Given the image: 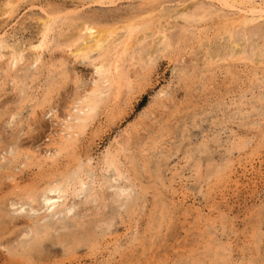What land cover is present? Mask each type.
Returning <instances> with one entry per match:
<instances>
[{
  "label": "rangeland",
  "instance_id": "rangeland-1",
  "mask_svg": "<svg viewBox=\"0 0 264 264\" xmlns=\"http://www.w3.org/2000/svg\"><path fill=\"white\" fill-rule=\"evenodd\" d=\"M20 1L8 14L10 15L8 18V15L4 13L5 6H3L6 2L0 0V161L3 162L1 163L3 167L0 164V181L2 180L0 182V190H2L0 198L2 199L0 200L18 198L30 186H37L41 189L53 173L71 171V174L77 171L78 163L81 164L82 170L86 169L85 177L91 172L97 181L100 178L109 179L111 187L115 189L110 187L105 193L115 195L118 189L117 184L122 186L127 182L123 179H120L122 182L119 179H112L115 177L110 176L114 175L113 171L106 173L101 170L99 160L108 148L118 156L121 165L126 168L130 178L136 184H132L133 192L130 187L128 195L124 194L120 197L121 201H112V203V197L109 198L108 207L103 212L106 213L110 222V228L106 229V224L99 221L93 225L92 228L95 227L94 230L97 233L101 230L93 251L84 247L67 254L64 246L58 242L60 238L58 235L64 233L63 229H59L50 235L51 240L45 241L37 251L32 252L33 259L21 253L23 247L20 246V241L24 238L22 235L11 243L12 246L10 245V247L19 246L14 252H9L3 245H0V264H264V108H261L264 107V17L242 26L240 23L243 16L233 11H237V7L249 9L248 7L257 6L264 9V0H228L236 9L222 7L216 0H181V2L180 0H165V2L164 0H149L148 2L147 0H114L112 5L108 0L105 1L106 3L100 0ZM126 1L129 2L125 5L126 7H123ZM102 3L103 5H100ZM181 5L184 7L181 8ZM153 8H155L154 11ZM67 10L70 11V15ZM212 11H219L217 13L220 17ZM221 11L222 13L228 11V13L219 15ZM60 12L63 15L57 14ZM71 12H73L72 15ZM46 13L57 15L58 19L45 40V49L43 47L40 56L42 63L38 60V63L33 64L30 60L31 53L24 48L38 43L40 35L37 19L42 15L45 16ZM189 14L196 15L194 21L183 19L184 15ZM181 15L184 17L182 18ZM199 15L203 17L200 21H198ZM35 16H37L36 19ZM65 16L68 18L65 19ZM79 16L83 19L86 17L88 20H83ZM123 17L127 21L132 19L138 22L139 20L150 21L155 28L145 33L146 35L138 34L137 41H141L140 38H142L144 44L136 41L133 49L131 48V51L124 55L119 77V80L122 79L121 82H118L119 84L114 86L109 94L104 89V95L107 96L94 112L93 119L88 122V127L86 126L84 131L76 135L77 140L69 143L58 154L57 147L67 136V131H70L65 129L70 118L69 114L71 111L73 113L76 111L75 107L79 106L80 97L89 94L88 92L96 85L98 88L107 86L94 73L95 61L77 58L72 60L70 54L78 47L76 44L82 43L78 36L88 34L82 25H90L89 23L91 26L95 24V26H103L104 23L112 25L116 21L120 23ZM237 19L239 24L234 22ZM163 20L166 22L165 25ZM93 21L95 24L92 23ZM249 25L255 29H251ZM158 29L162 30L170 45L173 44L172 46L163 48V45L156 43L159 34L156 35L155 32ZM238 29L242 33L238 32L236 35ZM249 29L256 32H251ZM168 31L172 35L168 34ZM249 31L251 34H248ZM179 34L183 35L181 38H184V41L181 38L178 39ZM245 34H248L247 40L243 37ZM258 38L260 41L257 40ZM231 40L241 47L235 49V43H231ZM6 43L9 47L5 46ZM72 44L76 47L71 48ZM140 44L144 52L140 51L142 50ZM134 47L137 49L135 50ZM252 47H255V52ZM249 48L252 50L250 51ZM222 51L223 55H220ZM14 52L22 54V59L15 64L16 67L9 64V57ZM232 55L236 56L232 57ZM63 67H65L64 70ZM159 92L160 95H158ZM205 130H209V133ZM8 148L16 149L17 155L12 156ZM169 148L172 149L169 150ZM156 150L161 152V158ZM26 153L30 156L29 158ZM124 153L129 154L128 157L124 156ZM54 154L59 156L56 157ZM165 154L170 156L166 159ZM91 155L93 158L90 157ZM156 156L157 158L154 159ZM6 157L11 160L9 161ZM162 157L165 159L162 160ZM151 158L155 161L153 162ZM57 159L60 161L56 162ZM129 160L134 161L133 164ZM51 164L55 169L51 170ZM135 164H138L140 170L136 169ZM63 165H66L64 169L61 168ZM155 165L161 169V172ZM44 170L47 172L45 173ZM136 171L141 174L139 175ZM40 173L41 175L45 173V175L38 177ZM7 174H10L11 178ZM46 175L48 178L44 177ZM140 178L142 183L139 186ZM135 191L140 192L139 198L127 214L124 211L126 206H120V202L127 198L131 206L133 197L137 194ZM84 195L81 198H75L76 201L71 199L70 203H77L73 213L81 215L91 213L92 209H89L87 204L94 207L95 203L85 204ZM127 202L125 200V203ZM26 204H24L26 207H20V204L7 207L9 216L15 218V223L6 229V238H14L20 230L26 229L27 224L30 223V217L47 212L45 208L34 211L28 203ZM61 214L60 218H63ZM47 216L48 219L44 221L52 224L59 217V215ZM1 238L0 243L3 240ZM12 253H15L16 257Z\"/></svg>",
  "mask_w": 264,
  "mask_h": 264
},
{
  "label": "bare ground",
  "instance_id": "bare-ground-1",
  "mask_svg": "<svg viewBox=\"0 0 264 264\" xmlns=\"http://www.w3.org/2000/svg\"><path fill=\"white\" fill-rule=\"evenodd\" d=\"M20 0H5V2L6 3H4L5 5H3V6H5L4 8H5V10H4V13L5 14H10L13 10H14V7H15V5L17 4V2H19ZM24 1V0H23ZM86 1V0H85ZM89 1V0H88ZM101 2H105V1H107V0H100ZM109 2H111V5H112V3L114 2V0H108ZM134 1V0H133ZM136 1V0H135ZM142 1V0H141ZM149 0H147V2H148ZM197 1V0H196ZM199 1V0H198ZM217 1V3H219V4H221L222 5V7L224 6L225 8L227 7V8H235L234 6H233V4L231 5L230 3H229V1L228 0H216ZM252 1V0H251ZM127 2H129V1H126V3L124 4V6L123 7H126L125 5H127ZM143 2H145V1H143ZM151 2V1H150ZM164 2H165V0H164ZM180 2H181V0H180ZM241 2V1H240ZM20 3H22L21 1H20ZM19 3V4H20ZM94 3V2H93ZM100 3V2H99ZM106 3V2H105ZM104 3V4H105ZM131 3V2H130ZM161 3H162V1H161ZM194 3V2H193ZM197 3V2H196ZM107 4H109V3H107ZM139 4V3H138ZM142 4V3H141ZM169 4V3H168ZM185 4H187V3H185ZM201 4V3H200ZM203 4V3H202ZM214 4V3H213ZM26 5V4H25ZM87 5V4H86ZM92 5V4H91ZM90 5V6H91ZM100 5H103V3L102 4H100ZM165 5H167L166 3H165ZM175 5V4H174ZM188 5V4H187ZM207 5V4H206ZM206 5H204V6H206ZM235 5V4H234ZM132 6V5H131ZM135 6V4L133 5V7ZM146 6V5H145ZM151 6V5H150ZM161 6V5H160ZM182 6L183 5H181V8H182ZM190 6V5H189ZM208 6V5H207ZM206 6V7H207ZM260 6V5H259ZM105 7V6H104ZM127 7H129V6H127ZM132 7V8H133ZM156 7H158V6H156ZM155 7V8H156ZM171 7V6H170ZM172 7H174V6H172ZM180 7V6H179ZM184 7V6H183ZM199 7H201V5L199 6ZM214 7V6H213ZM213 7H211V8H213ZM217 7H218V5H217ZM17 8H18V6H17ZM43 8V7H42ZM42 8H40L41 10H42ZM77 8V7H76ZM96 8V7H95ZM103 8V7H102ZM107 8V7H106ZM138 8V7H137ZM136 8V9H137ZM143 9H144V7H142ZM155 8H153V11H154V9ZM162 8V7H161ZM195 8H197V7H195ZM202 8H203V5H202ZM201 8V9H202ZM219 8V7H218ZM249 9H241V8H238L237 7V11L236 10H233V11H235V12H238V14H241L242 16H243V19H242V22L240 23V22H238V19H237V21H234L235 23H240V24H242V26H245V25H248V24H250V23H252L253 21H255V20H257L258 18H262V17H264V9L262 8V7H252V8H250V7H248ZM19 9V8H18ZM79 9H80V7H79ZM134 9H135V7H134ZM134 9H131L132 11L134 10ZM142 9V10H143ZM152 9V8H151ZM157 9V8H156ZM163 9V8H162ZM162 9H160L161 11H162ZM166 9V8H165ZM200 9V8H199ZM223 9V8H222ZM236 9V8H235ZM44 10V9H43ZM42 10V11H43ZM128 10H129V8H128ZM141 10V9H140ZM145 10V9H144ZM169 10V9H168ZM194 10V9H193ZM203 10V9H202ZM214 10V9H213ZM219 10V9H218ZM227 10V9H226ZM226 10H225V12H226ZM17 11V10H16ZM45 11V10H44ZM73 11H75V9L73 10ZM81 11V10H80ZM137 11V10H136ZM153 11H152V13H153ZM157 11H159V10H157ZM191 11H192V9H191ZM195 11V10H194ZM208 11V10H207ZM228 11H230V10H228ZM228 11H227V13H228ZM35 12V11H34ZM47 12V11H46ZM54 12V11H53ZM66 12V11H65ZM67 12H68V10H67ZM131 12V11H130ZM135 12V11H134ZM142 12V11H141ZM193 12V11H192ZM205 12H206V10H205ZM211 12V11H210ZM213 13H217V12H219V11H212ZM224 12V11H223ZM14 13H16V12H14ZM13 13V15H15ZM18 13V12H17ZM69 13V15H70V11L68 12ZM67 13V14H68ZM72 13L73 12H71V15H72ZM147 13V12H146ZM168 13V12H167ZM185 13V12H184ZM203 13V12H202ZM209 13V12H208ZM222 13V11L219 13V15ZM227 13H222V15L224 14H226L227 15ZM232 13V12H231ZM57 14H59V16L60 15H63V14H61V12L60 13H57ZM143 14V13H142ZM169 14H172V13H169ZM187 14V13H186ZM233 14V13H232ZM4 15V14H3ZM68 15V16H69ZM78 15V14H77ZM86 15V14H85ZM147 15H148V13H147ZM153 15V14H152ZM165 15V14H164ZM163 15V16H164ZM183 15V14H182ZM181 15V17L183 18L184 16V20L185 21H190V20H192V21H194L195 20V17H196V15H194V14H189V15H184V16H182ZM201 15V14H200ZM200 15H199V17H198V21H200L201 20V18H203V17H200ZM208 15V14H207ZM214 15V14H213ZM217 16H218V13L216 14ZM222 15H221V18H222ZM80 16H81V14H80ZM79 16V17H80ZM128 16V15H127ZM133 16V15H132ZM167 16V15H166ZM174 15H172V17H173ZM5 17H6V15H5ZM10 17V15H8V18ZM14 17V16H13ZM36 17L37 16H35L34 18L36 19ZM39 17V16H38ZM66 17V16H65ZM70 17V16H69ZM83 17H85V16H83ZM125 17V16H124ZM123 17V18H124ZM129 17V16H128ZM139 17V16H138ZM150 17V16H149ZM180 17V18H181ZM218 17H220V16H218ZM7 18V19H8ZM33 18V19H34ZM68 17H66L65 19H67ZM75 18H77L76 16H75ZM81 18V17H80ZM79 18V19H80ZM161 18V17H160ZM212 18V17H211ZM7 19H5L6 21H7ZM57 19H58V16L57 15H52V14H48V13H46V15L45 16H43L42 15V17H39L38 19H37V24H39V35H40V38H38V43L36 44H31L30 46H27L26 48H24L25 50L27 49L28 50V52H30L31 53V62L34 64V63H36L38 60H40V56H41V52H43L42 50H43V47H44V44H45V40H46V38H47V36H48V34H49V32L51 31V29H52V26H53V24L54 23H56L57 22ZM64 19V18H63ZM70 19V18H69ZM81 19H83V18H81ZM126 19H128L127 17H126ZM138 19V18H137ZM139 19H140V17H139ZM142 19H144V18H142ZM150 19V18H149ZM164 19V18H163ZM176 19V18H175ZM177 19H178V17H177ZM206 19H209V18H206ZM224 19V18H223ZM83 20H88V19H86V17H85V19H83ZM100 20V19H99ZM123 20H125V18L123 19ZM123 20H121V21H123ZM141 20V19H140ZM139 20V22H138V20H136V19H132V20H125V22H122L121 23V21H120V23H117V21H116V23L115 22H113V24H112V22H111V24L112 25H105V23L103 24V26H99L98 24V26H95L96 24H95V22L93 21L92 23H94L95 25L94 26H91V23H89L90 25H88V24H83L82 26H84V30H87L88 31V34L86 35V36H81V35H79V33H81V32H79L78 33V37H79V39H81V41H82V43L80 44V45H78V44H76V46H78V47H76V46H73V44H72V46H71V48H73V47H76L75 48V50L74 51H72V53L70 54V53H68V54H70L71 55V57H72V60H73V58L75 59V58H77V59H81V60H90V61H95L96 63H95V65H94V73H96L97 75H98V77H99V79L100 80H102V82H104V83H106L107 84V86L105 87V88H98V85H96L95 86V88H92V90L90 91V92H88L89 94H86V95H84V96H79L80 97V103H79V106H77V107H75V105L73 106V107H75V108H77L76 109V111L73 113V111H71V113H70V111H69V120L67 121V125L65 126L66 128L65 129H68V130H70V131H67V136L66 137H64L65 139L64 140H62L61 141V145L60 146H58L57 147V153L59 154V153H61V151L62 150H64L65 149V147L69 144V143H72V141H74L76 138V135H78V134H80L82 131H84V129L86 128V126L88 125V122L90 121V120H92L93 119V116H94V112L96 111V109L99 107V105L101 104V102L103 101V99H104V97H106L105 95H104V92H105V90L104 89H106V93L107 94H109V92L113 89V87L114 86H117V84H119L118 82H121L120 80H122V79H120L119 80V77H120V75H121V69H122V63H123V57H124V55L125 54H127V52L128 51H131V48L134 46V43L137 41V37L139 38V36H138V34L139 33H143L144 35H146L145 33H147V32H149L150 30L151 31H153L154 30V28H153V26L151 25V22L150 21H146V22H142V21H140ZM145 20V19H144ZM148 20V19H147ZM157 20V19H156ZM165 20V19H164ZM163 20V21H164ZM169 20V19H168ZM184 20H182V21H184ZM211 20V19H210ZM229 20V19H228ZM234 20V19H233ZM239 20H241V19H239ZM60 21V20H59ZM69 21V20H68ZM67 21V22H68ZM155 21V20H154ZM170 21V20H169ZM197 21V20H196ZM195 21V22H196ZM34 22V21H33ZM61 22V21H60ZM157 22V21H156ZM208 22V21H207ZM229 22V21H228ZM233 22V23H234ZM263 22V21H262ZM7 23V22H6ZM71 23V22H70ZM73 23V22H72ZM75 23V22H74ZM84 23H87V21H84ZM115 23V24H114ZM153 23V22H152ZM157 23H161V22H157ZM165 21H164V25H165ZM179 23V22H178ZM181 23V22H180ZM184 23V22H183ZM232 23V22H231ZM59 24H61V23H59ZM80 24V23H79ZM154 24V23H153ZM185 24V23H184ZM190 24V23H189ZM195 24V23H194ZM203 24V23H202ZM35 25V24H34ZM67 25V24H66ZM76 25V24H75ZM105 25V26H104ZM167 25H168V23H167ZM236 25V24H235ZM263 25V24H262ZM79 26V25H78ZM160 26V25H159ZM172 26V25H171ZM174 26V25H173ZM175 26H176V24H175ZM182 26V25H181ZM194 26V25H193ZM192 26V27H193ZM203 26V25H202ZM250 26V25H249ZM34 27V26H33ZM64 27H66V26H64ZM76 27V26H75ZM75 27H73V28H75ZM191 27V28H192ZM247 27V26H246ZM264 27V26H263ZM37 28V27H36ZM37 28V29H38ZM79 28V27H78ZM81 28H83V27H81ZM179 28H180V30H181V27L179 26ZM195 28V27H194ZM196 28H197V26H196ZM245 28V27H244ZM250 28L251 29H253L251 26H250ZM258 28H259V26H258ZM58 29V28H57ZM233 29V28H232ZM235 29V28H234ZM251 29H249V30H251ZM255 29V28H254ZM83 30V29H82ZM81 30V31H82ZM83 30V31H84ZM164 30H166V29H164ZM163 30V31H164ZM169 30H170V28H169ZM178 30V29H177ZM228 30V29H227ZM230 30V29H229ZM245 30V29H244ZM262 30V29H261ZM6 31V30H5ZM55 31V30H54ZM69 31V30H68ZM167 31V30H166ZM187 31V30H186ZM237 31V33H236V35L238 34V32H240V33H242L241 32V30H236ZM235 31V32H236ZM247 31V30H246ZM256 32V31H254V30H251V32ZM177 32V31H176ZM178 32H180L179 30H178ZM183 32V31H182ZM189 32V31H188ZM250 32V31H249ZM248 32V34H251V32L249 33ZM259 32H260V30H259ZM83 33V32H82ZM156 35L157 34H159V38H158V42H157V40H156V43L158 44L159 43V45L161 44V45H163V48L164 47H167V48H169V45H170V43H169V40H168V38H166V35H164V33H162V30H157L156 32ZM155 33H154V36H155ZM171 32H169L168 31V34H170ZM185 33V32H184ZM190 33V32H189ZM232 33V32H231ZM243 33H244V31H243ZM261 33V32H260ZM259 33V34H260ZM2 35L4 34L3 32L1 33ZM55 34V33H54ZM58 34V33H57ZM76 34V33H75ZM167 34V36L169 37L170 35H168ZM178 34V33H177ZM223 34V33H222ZM229 34V33H228ZM248 34H245L243 37H245L246 38V36L248 35ZM73 35V34H72ZM71 35V36H72ZM171 35H172V33H171ZM180 35V34H179ZM178 35V36H179ZM186 35H188V34H186ZM224 35H227V34H224ZM235 35V34H234ZM252 35H253V33H252ZM261 35V34H260ZM259 35V36H260ZM4 36V35H3ZM60 36V35H59ZM75 37H77L76 35H74ZM81 36V37H80ZM141 36V35H140ZM153 36V35H152ZM153 36V37H154ZM174 36V35H173ZM191 36V35H190ZM218 36V35H217ZM242 36V35H241ZM241 36L239 37L240 38V40H241ZM73 37V36H72ZM181 37H183V35L181 34L180 35V37L178 38L179 40H180V38ZM184 37H185V35H184ZM188 37H189V35H188ZM222 37V36H221ZM227 37V36H226ZM235 37V36H234ZM233 37V40H235V38H237V37H235L234 38ZM251 37V36H250ZM1 38V37H0ZM3 38H5V37H3ZM74 38V37H73ZM148 38V37H147ZM169 38H171L172 39V37H169ZM174 38V37H173ZM252 38H253V36H252ZM263 38V37H262ZM60 39V38H59ZM141 39V41L139 40V42L138 43H140V42H142V38H140ZM156 39V38H155ZM175 39H177V38H175ZM184 38H181V40H183ZM225 39V38H224ZM223 38H222V40H224ZM254 39V38H253ZM3 40V39H2ZM75 40H77V39H75ZM236 40H238V39H236ZM246 40H247V38H246ZM258 41H260L259 40V38L257 39ZM261 40H263V39H261ZM4 41V40H3ZM184 41V40H183ZM225 41H226V39H225ZM250 41H251V38H250ZM144 42V41H143ZM142 42V43H143ZM149 42H151L150 40H149ZM172 42V41H171ZM220 42V41H219ZM228 42H229V38H228ZM239 42V41H238ZM253 41H251V43H252ZM19 43V42H18ZM25 43V42H24ZM76 43H78V42H76ZM137 43V44H138ZM153 43V42H152ZM155 43V44H156ZM211 43H213V42H211ZM216 43V42H215ZM231 43H235L234 44V48L236 49L237 47H241L240 45H238V43H236L235 41H233L232 42V40H231ZM240 43H242V42H240ZM243 43H244V41H243ZM255 43V42H254ZM258 43V42H257ZM3 44V43H2ZM7 44V43H6ZM74 44H75V42H74ZM144 44V43H143ZM225 44H226V42H225ZM263 44V43H262ZM29 45V44H28ZM136 45V44H135ZM148 45H150V44H148ZM173 45V44H172ZM172 45H170V46H172ZM251 45V44H250ZM258 45H259V43H258ZM260 45H261V43H260ZM4 46V45H3ZM2 46V47H3ZM5 46H8V44L7 45H5ZM20 46V45H19ZM140 46H141V44H140ZM151 46V45H150ZM207 46V45H206ZM212 46V45H211ZM226 46H228V45H226ZM245 46V45H244ZM255 46H257V45H255ZM9 47V46H8ZM7 47V48H8ZM16 47V46H15ZM14 47V48H15ZM29 47V48H28ZM151 47H153V46H151ZM138 48H139V46H138ZM143 48H145V47H143ZM160 48V47H159ZM171 48V47H170ZM233 48V47H232ZM245 48V47H244ZM253 48V47H252ZM255 48V47H254ZM253 48V52H255V49ZM2 49V48H1ZM5 49H6V47H5ZM44 49H45V47H44ZM133 49V48H132ZM134 49H135V47H134ZM137 49V48H136ZM135 49V50H136ZM140 49H142V46L140 47ZM139 49V50H140ZM152 49V48H151ZM210 49V48H209ZM208 49V50H209ZM212 49H214V48H212ZM224 49V48H223ZM235 49H233V50H235ZM240 49V48H239ZM250 49V48H249ZM13 50V49H12ZM23 50V49H22ZM154 50V49H153ZM228 50V49H227ZM240 50H242V49H240ZM247 50V49H246ZM252 49H250V51H251ZM133 51V50H132ZM141 52L143 51L144 52V50L142 49V50H140ZM156 51V50H155ZM207 51V50H206ZM205 51V52H206ZM224 51H225V49H224ZM19 52H20V50H19ZM27 52V51H26ZM139 52V51H138ZM137 52V53H138ZM211 52V51H210ZM215 52V51H214ZM238 53H240L239 51H237ZM245 52V51H244ZM248 52V51H247ZM6 53V52H5ZM4 53V54H5ZM21 53H23L22 51H21ZM21 53H16V52H14V53H12V55L9 57V64L11 65V66H15V64L17 63V62H19L21 59H22V54ZM130 53V52H129ZM149 53V52H148ZM234 54L236 53L235 51L233 52ZM237 53V54H238ZM11 54V53H10ZM131 54H133L132 52H131ZM150 54V53H149ZM228 54H229V51H228ZM252 54V53H251ZM255 54V53H254ZM260 54V53H259ZM258 54V55H259ZM8 55V54H7ZM27 55V54H26ZM69 55V56H70ZM134 55H136V54H134ZM207 55H209V54H207ZM217 55V54H216ZM220 55H223V51H222V54L220 53ZM241 55V54H240ZM248 55V54H247ZM257 55V56H258ZM140 56H141V54H140ZM149 56V55H148ZM212 55H210V57H211ZM229 56V55H228ZM233 56H236V55H232V57ZM243 56V55H242ZM252 56L254 57V55L252 54ZM3 57V56H2ZM131 57V56H130ZM150 57V56H149ZM226 57V56H225ZM42 58V57H41ZM132 58V57H131ZM130 58V59H131ZM136 58V57H135ZM143 58V57H142ZM156 58V57H155ZM212 58H213V56H212ZM215 58V57H214ZM263 58V57H262ZM8 59V58H7ZM137 59H141L140 57H137ZM147 59V58H146ZM255 59V58H254ZM258 59V58H257ZM126 60V59H125ZM124 60V61H125ZM131 60H133V59H131ZM135 60V59H134ZM256 60V59H255ZM264 60V59H263ZM8 61V60H7ZM71 61V60H70ZM136 61H138V60H136ZM147 61V60H146ZM196 61V60H195ZM251 61H252V59H251ZM22 62V61H21ZM39 62V61H38ZM37 62V63H38ZM141 62V61H140ZM145 62V61H144ZM149 62V61H148ZM257 62V61H256ZM8 63V62H7ZM40 63H42L41 62V60H40ZM85 63H87V62H85ZM84 63V64H85ZM91 63V62H90ZM125 63V62H124ZM153 63V62H152ZM18 64V63H17ZM30 64V63H29ZM28 64V65H29ZM126 64V63H125ZM141 64H142V62H141ZM145 64H146V62H145ZM195 64H197L196 62H195ZM37 65V64H36ZM32 66V64L30 65V67ZM38 66H39V64H38ZM16 67V66H15ZM23 67V66H22ZM27 67V66H26ZM34 67V66H33ZM36 67V66H35ZM28 68V67H27ZM64 68L65 67H63L62 69L64 70ZM15 69V68H14ZM14 69H12V70H14ZM26 69V68H25ZM30 69V68H29ZM33 69V68H32ZM31 70V69H30ZM29 71V70H28ZM28 71H26L27 73H28ZM32 71V70H31ZM27 73H26V75H27ZM93 73V74H94ZM30 75V74H29ZM95 75V74H94ZM93 75V76H94ZM24 77H25V75H24ZM28 79V78H27ZM92 79V78H91ZM81 85V84H80ZM24 88V87H23ZM26 88V87H25ZM21 90V89H20ZM161 91V90H160ZM163 91V90H162ZM165 91V90H164ZM85 92H86V90H85ZM21 93V92H20ZM19 93V94H20ZM165 93H166V91H165ZM167 94V93H166ZM82 95V94H81ZM104 95V96H103ZM158 95H160V92H159V94ZM165 95V94H164ZM258 96H259V94H258ZM262 96H263V94H262ZM261 97V96H260ZM224 99V98H223ZM22 100V99H21ZM24 100V99H23ZM79 100V99H78ZM79 102V101H78ZM77 102V103H78ZM256 102V101H255ZM258 102V101H257ZM233 103H234V101H233ZM28 104V103H27ZM259 104V103H258ZM264 104V103H263ZM262 104V105H263ZM31 105V104H30ZM261 105V106H262ZM255 106V105H254ZM72 107V108H73ZM256 107V106H255ZM260 107V106H259ZM71 108V109H72ZM239 108V107H238ZM251 108H252V106H251ZM261 108H264L263 106L261 107ZM255 110H257V109H255ZM16 111V110H15ZM16 112H19L20 113V111H16ZM214 112V111H213ZM13 113H14V111H13ZM21 113H22V111H21ZM48 113H49V111H48ZM47 113V114H48ZM51 113V112H50ZM248 113V112H247ZM11 114H12V112H11ZM15 114V113H14ZM17 114V113H16ZM216 114V113H215ZM232 114V113H231ZM250 114V113H249ZM249 114H246V115H249ZM21 115V114H20ZM213 115V114H212ZM219 115V114H218ZM230 115V114H229ZM66 116V115H65ZM241 116H243V115H241ZM10 117V116H9ZM19 117V116H18ZM212 117V116H211ZM255 117V116H254ZM8 118V117H7ZM12 118V117H11ZM208 118H209V116H208ZM220 118V117H219ZM245 118V117H244ZM15 119V118H14ZM16 119H18V118H16ZM209 119H211V118H209ZM9 120H11V119H9ZM204 120V119H203ZM250 120V119H249ZM12 121V120H11ZM205 121V120H204ZM208 121V120H207ZM211 121L213 122V120L211 119ZM217 121H219V120H217ZM17 122V121H16ZM210 122V121H209ZM254 122V121H253ZM256 122V121H255ZM4 123V122H3ZM8 123V122H7ZM6 123V124H7ZM11 123V122H10ZM9 123V124H10ZM247 124V123H246ZM5 125V124H4ZM8 125V124H7ZM64 125V124H63ZM9 126H13V125H9ZM14 126H15V124H14ZM60 126V125H59ZM88 127V126H87ZM200 127V126H199ZM203 127V126H202ZM8 128V127H7ZM21 128V127H20ZM204 128V127H203ZM17 129V128H16ZM10 130H11V128H10ZM205 131H209V130H205ZM15 132V131H14ZM63 132H64V130H63ZM212 132V131H211ZM61 133V132H60ZM209 133V132H208ZM83 134V133H82ZM204 134H205V132H204ZM211 134H213V133H211ZM7 135V134H6ZM221 135V134H220ZM14 136V135H13ZM16 136V135H15ZM61 138V137H60ZM59 138V139H60ZM210 138V137H209ZM1 139V138H0ZM12 140H13V138H12ZM17 140V139H16ZM54 140V139H53ZM77 140V139H76ZM194 140V139H193ZM60 141V140H59ZM215 141V140H214ZM8 142V141H7ZM58 142V141H57ZM56 142V143H57ZM182 142V141H181ZM194 142V141H193ZM0 143H1V140H0ZM3 143V142H2ZM116 143V142H115ZM118 143V142H117ZM195 143V142H194ZM206 143V142H205ZM205 143H204V145H205ZM209 143V142H208ZM215 144H216V142H214ZM9 144V143H8ZM20 144V143H19ZM120 144H121V142H120ZM10 145V144H9ZM16 145V144H15ZM122 145H123V143H122ZM210 145V144H209ZM20 146V145H19ZM117 146V145H116ZM124 146V145H123ZM202 146V145H201ZM2 147V146H1ZM3 147H4V144H3ZM6 147V146H5ZM16 147V146H15ZM78 147V146H77ZM125 147V146H124ZM21 148V147H20ZM143 148V147H142ZM218 147H216V149H217ZM8 149H10V148H8ZM17 149H18V147H17ZM50 149V148H49ZM48 149V151H50ZM108 149H110V148H108ZM106 150V152H104V154H103V157H102V159H100L99 160V162H100V168H101V170H103L104 172H109V171H113V173H114V175H110V176H115L114 178H112V179H123V180H125L126 182H127V184L125 183V185H122V186H119L118 184H117V187H118V189H117V191H115L116 193H115V195L113 194V193H111V194H107V192L105 193V191L108 189V188H110L111 187V185H110V180L109 179H102V178H100V180H96V178L95 177H93V174L91 173H87V176L85 177L84 175V172H85V170L83 169L82 170V166H81V164H79L78 163V165L76 166V170L77 171H73V173H71L70 174V172L71 171H68V173H61L60 171L59 172H55V173H53L52 174V177L51 176H49V179L45 182V184H44V186L41 188V189H38V187L37 186H30V188L28 189V190H26V192L25 193H23V194H18L19 196H18V198H6V197H4V198H6V199H3V200H0V238L1 237H3V238H1V239H3L2 241H1V243H0V245H3L9 252H14V250H17L18 248H19V246H15V247H10V245H11V243L15 240V239H17L19 236H23L24 238L23 239H26V240H23L22 239V237H21V247H23L22 249V251H21V253H23L24 254V256H26L27 258H29L30 259V257H32L33 256V251H37V249L38 248H40L42 245H43V243L45 242V241H47V240H51V234H53V232L54 231H59V229H63L62 230V232H64L63 234H59L58 235V237H60L59 238V240H58V242L59 243H61L63 246H64V248H65V250H66V253L67 254H70V253H73V252H76V251H78L79 249H81V248H84V247H87L88 249H91L92 251L96 248V245H97V240H98V234H100L101 232V230L97 233L95 230H94V228H92L93 227V225L96 223V221H99V222H104V224H106L105 226V228L106 229H108L109 230V228H110V222L108 221V219H107V217H106V213L104 214V210L108 207V203L110 202L109 201V198L110 197H112L111 198V202L112 201H119L120 200V197L122 196V195H124V194H127L128 192H129V190L128 189H130V187H132V184L134 185V184H136L135 182H134V180L132 179V178H130V174H128V171L126 170V168H123V166L121 165V162H120V159L118 158V156H116L114 153H112L110 150ZM122 149V148H121ZM172 149V148H171ZM170 148H169V150H171ZM16 150V149H15ZM14 150V148H11L10 149V153L12 154V156H16L17 155V153H16V151ZM168 150V151H169ZM184 150V149H183ZM76 151V150H75ZM74 151V152H75ZM80 151H82V149H80ZM123 151H125V150H123ZM128 151H130V150H128ZM127 151V152H128ZM156 151H158V150H156ZM161 151V150H160ZM185 151V150H184ZM183 151V152H184ZM217 151H218V149H217ZM8 152V151H7ZM8 152V153H9ZM43 152H45V151H43ZM186 152V151H185ZM220 152V151H219ZM3 153H5V151L3 152ZM28 153V152H27ZM27 153H26V155H27ZM49 153V152H48ZM51 153V152H50ZM121 153V152H120ZM129 153V152H128ZM155 153H157V152H155ZM161 153V152H160ZM160 153H159V151H158V156L161 158V156H160ZM168 154H170L169 152H167ZM172 153L174 154V151H172ZM43 154V153H42ZM55 155L56 157L57 156H59V155ZM79 154V153H78ZM191 154H192V152H191ZM39 155V154H38ZM71 155V154H70ZM73 155H74V153H73ZM80 155H81V153H80ZM119 155V154H118ZM123 155V154H122ZM127 156L128 157V155L129 154H126V153H124V156ZM133 155V154H132ZM153 155H155V154H153ZM166 155V154H165ZM5 156H6V154H5ZM9 156H10V154H9ZM8 156V157H9ZM21 156H23V155H21ZM61 156V155H60ZM68 156V155H67ZM120 156V155H119ZM167 157H165L166 159L168 158V156H170V155H166ZM3 157V156H2ZM8 157H6V158H8ZM30 156H28L27 155V158H29ZM75 157V156H74ZM78 157H80L79 155H78ZM86 157V156H85ZM90 157H92V155L90 156ZM123 157V156H122ZM126 157V158H127ZM132 157V156H131ZM153 157V156H152ZM0 158H1V155H0ZM4 158V157H3ZM23 158H25V157H23ZM22 158V159H23ZM26 158V159H27ZM38 158H39V156H38ZM69 158V157H68ZM71 159H72V156L70 157ZM93 158V157H92ZM126 158H124V159H126ZM135 158V157H134ZM133 158V159H134ZM141 158V157H140ZM157 158V156L156 157H154V159H156ZM164 157H162V160L163 159H165ZM172 158V157H171ZM9 159V158H8ZM19 159V158H18ZM18 159H17V161H18ZM59 159V158H58ZM57 159V160H58ZM64 159V158H63ZM81 159V158H80ZM136 159V158H135ZM152 160H153V158H151ZM224 159V158H223ZM11 159H9V161H10ZM13 160H14V158H13ZM12 160V161H13ZM21 160V159H20ZM50 160V159H49ZM70 160V159H69ZM68 160V161H69ZM87 160V159H86ZM95 160V159H94ZM170 160V159H169ZM52 161V160H51ZM60 160H58V161H56V162H59ZM62 161V160H61ZM84 161V160H83ZM88 161V160H87ZM91 161V160H90ZM98 161V160H97ZM130 161V160H129ZM128 161V162H129ZM142 161H143V159H142ZM155 160H153V162H154ZM189 161V160H188ZM187 161V162H188ZM5 162H6V160H5ZM123 162V161H122ZM131 162V161H130ZM134 162V161H133ZM133 162H131V164H133ZM135 162H137V161H135ZM152 162V161H151ZM162 162V161H161ZM165 162V161H164ZM164 162H162V163H164ZM222 162V161H221ZM3 164V162L2 161H0V164ZM12 163V162H11ZM19 163V162H18ZM53 163V162H52ZM169 163V162H168ZM189 163V162H188ZM196 162H194V164H195ZM1 164V165H2ZM9 164V163H8ZM12 164H15V163H12ZM11 164V165H12ZM20 164V163H19ZM23 164V163H22ZM40 164H42V163H40ZM39 164V165H40ZM43 164H45V163H43ZM42 164V165H43ZM54 164H55V161H54ZM60 164H63V163H60ZM73 164V163H72ZM93 164V163H92ZM150 164V163H149ZM153 164V163H152ZM156 164V163H155ZM160 164V163H159ZM187 164V163H186ZM47 165V164H46ZM67 165V164H66ZM66 165H63V167L61 166V168H63L64 169V166H66ZM74 165V164H73ZM136 166H137V168L136 169H138V164H135ZM134 165V166H135ZM142 165V164H141ZM173 165V164H172ZM197 165V164H196ZM198 165H199V163H198ZM5 166V165H4ZM16 166H17V164H16ZM45 166V165H44ZM47 166H49L50 167V165H47ZM84 166V165H83ZM94 166V165H93ZM152 166V165H151ZM150 166V168H152ZM154 166V165H153ZM155 166H157V165H155ZM210 166V165H209ZM2 167H3V165H2ZM7 167H9L8 165H7ZM6 167V168H7ZM13 167V166H12ZM56 167H58L57 166V164H56ZM69 168H70V166H68ZM91 167V166H90ZM132 167H133V165H132ZM158 167V166H157ZM191 167V166H190ZM195 167V166H194ZM216 167V166H215ZM41 168V167H40ZM45 168V167H44ZM51 168H52V164H51ZM75 168V167H74ZM73 168V169H74ZM93 168V167H92ZM131 168V167H130ZM135 168V167H134ZM133 168V169H134ZM150 168H148V169H150ZM156 169L157 170V168L156 167H153V169ZM159 168V167H158ZM161 168H163V167H161ZM218 168V167H217ZM11 169V168H10ZM53 169H55V167L54 168H52L51 170H53ZM160 169V168H159ZM194 169V168H193ZM16 170H17V167H16ZM21 170V169H20ZM42 170V169H41ZM60 170V169H59ZM69 170V169H68ZM94 170H95V167H94ZM138 170H140V169H138ZM137 170V171H138ZM150 170H152V169H150ZM163 170V169H162ZM165 170V169H164ZM191 170V169H190ZM198 170H200L201 171V169H198ZM5 171V170H4ZM88 171V170H87ZM95 171H97V170H95ZM136 171V172H137ZM204 171H206V170H204ZM204 171H202V173L205 175V173H204ZM1 172V171H0ZM33 171L31 170V173H32ZM44 172H45V170H44ZM47 172V171H46ZM45 172V173H46ZM51 172V171H50ZM66 172H67V170H66ZM156 172V171H155ZM159 172H161V169H160V171ZM208 172V171H207ZM207 172H206V176H207ZM30 173V172H29ZM37 173H39L38 172V170H37ZM45 173L44 174H42L41 175V173L40 174H38V177H39V175L40 176H43V175H45ZM112 173V174H113ZM132 173V172H131ZM138 174L140 173V172H137ZM137 173H136V175H137ZM158 173V172H157ZM48 174H50V173H48ZM111 174V173H110ZM133 174H134V172H133ZM141 174V173H140ZM139 174V175H140ZM173 174H175L174 172H173ZM200 174V173H199ZM209 174V173H208ZM8 176L10 175V174H7ZM33 175V174H32ZM37 175V174H36ZM96 175V174H95ZM132 175V174H131ZM0 176H1V174H0ZM18 176V175H17ZM29 176V178H30V174L28 175ZM35 176V175H34ZM97 176V175H96ZM107 176V175H106ZM157 176H158V174H157ZM156 176V177H157ZM171 177H172V175H170ZM203 176V175H202ZM205 176V177H206ZM10 178H11V175L9 176ZM15 178H16V176H14ZM44 177H47L48 178V176L46 175V176H44ZM44 177H43V180H44ZM98 177V176H97ZM103 178H104V176H102ZM140 177V176H139ZM192 177V176H191ZM205 177H201V178H203V179H205ZM14 178V179H15ZM95 178V179H94ZM22 179H23V177H22ZM31 179V178H30ZM41 180H42V177L40 178ZM39 179V180H40ZM112 179H111V181H112ZM137 179H138V177H137ZM196 179H199V180H201L200 178H196ZM195 179V180H196ZM203 179H202V181H203ZM27 180V179H26ZM140 181H139V186H140V183H142V179L140 178L139 179ZM194 180V181H195ZM37 181V180H36ZM121 181V180H120ZM136 181V180H135ZM0 182H2V180L0 181ZM44 182V181H43ZM119 182V181H118ZM122 182V181H121ZM200 182V181H199ZM39 183V182H38ZM37 183V184H38ZM113 183V182H112ZM114 183H115V180H114ZM116 183H117V181H116ZM138 183V182H137ZM11 184H12V182H11ZM168 184V183H167ZM172 184V183H171ZM194 184V183H193ZM39 185V184H38ZM96 185V186H95ZM141 185H143V184H141ZM15 186V185H14ZM114 186H116L115 184H114ZM17 187H18V185H17ZM113 187V186H112ZM111 187V189H115V187L114 188H112ZM142 187V186H141ZM2 189H3V187H2ZM142 189V188H141ZM6 190V189H5ZM8 190V189H7ZM1 192H2V190H0ZM108 191H111V190H108ZM131 191L133 192V187H132V189H131ZM16 192V191H15ZM86 192V193H85ZM142 192V191H141ZM137 193V194H136ZM140 193V192H139ZM139 193L138 192H136L135 191V196L133 197V203H132V205L130 206V202H127V198L125 199L126 200V202L127 203H125V200H123L122 198L124 197H122L121 199L123 200L122 202H120V206H126V208H124V211H125V213H129V211H130V208H132L134 205H135V203L137 202L136 200L139 198ZM9 194V193H8ZM11 194H13V193H11ZM84 194H86V195H84ZM6 195V194H5ZM82 195H84V202H85V204L86 203H95V205H94V207H90L91 205L90 204H87V205H89V209H92L91 210V213H89V214H84V215H81L80 213H76V212H74L73 213V211L75 210V207H76V205H77V203L75 204V203H70L71 202V199H74L75 200V198H81V196ZM128 195V194H127ZM127 195H125V196H127ZM85 196H86V198H85ZM14 197H15V195H14ZM69 197H71V198H69ZM142 198V197H141ZM0 199H2V198H0ZM22 200H23V202H22ZM143 200V199H142ZM76 201V200H75ZM121 201V200H120ZM74 202V201H73ZM26 203H28V205H30L31 206V209L32 210H34V211H39V210H41V209H43V208H45L46 209V213H43V214H37V215H35L34 217H30V223H28L27 224V228L25 229V228H23L22 230H20V232L18 233V234H15V232H14V234H15V237L14 238H11V239H9L8 237V239L5 237V234H6V229L9 227V225H12L13 223H15L14 222V217H11V216H9V213H8V210H7V207H9V205L10 206H14V205H17V204H20V207H23V206H25L24 204H26ZM113 203V202H112ZM81 204V203H80ZM27 205V204H26ZM86 205V206H87ZM113 205V204H112ZM116 205V204H115ZM80 206V205H79ZM82 206V205H81ZM85 206V205H84ZM26 207V206H25ZM88 207V206H87ZM109 207H111V206H109ZM113 207V206H112ZM18 208V207H17ZM116 208V207H115ZM9 209V208H8ZM83 209V208H82ZM112 209V208H111ZM119 209V208H118ZM19 210V209H18ZM21 210V209H20ZM24 210V209H23ZM108 210V209H107ZM106 210V211H107ZM116 210V209H115ZM123 210V209H122ZM85 211V210H84ZM114 211V210H113ZM31 212V211H30ZM111 212H112V210H111ZM110 212V213H111ZM121 212V211H120ZM63 215H62V214ZM113 213H115V212H113ZM117 213V212H116ZM27 214V213H26ZM60 214L62 215V216H64L63 218H60ZM118 214V213H117ZM13 215V214H12ZM16 215V214H15ZM22 215V214H21ZM47 215H53V216H56V215H59V217L57 218V220H56V222L54 223V224H52V223H50V222H45L44 220L48 217ZM113 215V214H112ZM118 215H120V214H118ZM24 216V215H23ZM117 216V215H116ZM123 216V215H122ZM16 217V216H15ZM26 217H27V215H26ZM28 218V217H27ZM51 218V217H50ZM48 219V218H47ZM46 219V220H47ZM53 219V218H52ZM56 219V218H55ZM20 220V219H19ZM22 220V219H21ZM51 220V219H50ZM119 220V219H118ZM26 221V220H25ZM113 221H114V219H113ZM20 225H21V223H19ZM22 225H24V224H22ZM16 226H18V225H16ZM104 226V225H103ZM11 228V227H10ZM16 228H18V227H16ZM20 228V227H19ZM104 228V229H105ZM25 229V230H24ZM96 229V228H95ZM103 229V230H104ZM11 230V229H10ZM13 230H15V228H13ZM17 230V229H16ZM98 230V229H97ZM116 231H118V230H116ZM9 232V231H8ZM107 232V231H106ZM110 232V231H109ZM136 232V231H135ZM60 233V232H59ZM12 234V233H11ZM14 234H12V235H14ZM137 234V233H136ZM101 236H102V234H101ZM12 237V236H11ZM20 238V237H19ZM118 238V237H117ZM116 238V239H117ZM123 238V237H122ZM105 239H107V238H105ZM105 239H104V241H105ZM215 239V238H214ZM125 241V240H124ZM20 242H19V244H20ZM110 242V241H109ZM17 243V242H16ZM107 243V242H106ZM113 243V242H112ZM120 243H121V241H120ZM122 244V243H121ZM115 245V244H114ZM12 246V245H11ZM2 247V246H1ZM20 247V248H21ZM108 247V246H107ZM62 249V248H61ZM122 249H123V247H122ZM5 250V249H4ZM6 250V251H7ZM20 250V249H19ZM40 250V249H39ZM43 250V249H42ZM45 250V249H44ZM119 250H120V248H119ZM64 251V250H63ZM63 251H62V253H63ZM112 251V250H111ZM114 251V250H113ZM116 251V250H115ZM18 252V251H17ZM16 252V253H17ZM41 252V251H40ZM43 252V251H42ZM19 253V252H18ZM17 253V254H18ZM20 253V254H21ZM35 253V252H34ZM112 253V252H111ZM118 253V252H117ZM13 254V253H12ZM15 254V253H14ZM13 254V255H14ZM22 254V255H23ZM116 254V253H115ZM6 255V254H5ZM8 256V255H7ZM15 256V255H14ZM107 256V255H106ZM122 256V255H121ZM16 257V256H15ZM14 257V258H15ZM25 257V258H26ZM38 257H39V255H38ZM21 258V257H20ZM24 258V259H25ZM36 258V257H35ZM111 258V257H110ZM16 259V258H15ZM32 259H33V257H32ZM111 259H113V258H111ZM115 259H116V257H115ZM122 259V258H121ZM116 261V260H115ZM118 264V263H117ZM124 264V263H123Z\"/></svg>",
  "mask_w": 264,
  "mask_h": 264
}]
</instances>
